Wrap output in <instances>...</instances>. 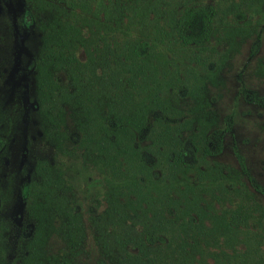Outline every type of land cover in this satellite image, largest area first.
I'll list each match as a JSON object with an SVG mask.
<instances>
[{"label":"rangeland","instance_id":"1","mask_svg":"<svg viewBox=\"0 0 264 264\" xmlns=\"http://www.w3.org/2000/svg\"><path fill=\"white\" fill-rule=\"evenodd\" d=\"M145 1L150 8L136 30L151 38L120 30L124 51L143 41L152 46L151 58L137 63L127 54L122 77L146 80V102L153 97V115L167 124L158 125L150 115V139L135 130L124 137V146L113 141L117 158L111 149L105 163L93 164L84 156L70 109L57 127L39 104L29 64L39 53L41 33L22 23L26 0H0V264H19L31 243L35 219L22 187L45 166L72 187L85 222L77 264H121L103 257L89 223L109 207L112 191L123 202L138 203L145 221L161 225L158 256L164 264H264V197L242 175L233 149L236 144L264 186V108L240 95L245 88L264 96V0ZM200 4L217 9L216 32L204 47H182L165 34L169 19ZM258 38L261 49L252 56ZM78 55L86 60L84 51ZM59 78L66 81L65 75ZM141 91L130 83L124 88L136 100ZM124 99L112 104L113 113ZM232 114L233 133L225 136L223 152L205 157V137L224 129ZM51 221L43 253L62 255L67 244L57 220Z\"/></svg>","mask_w":264,"mask_h":264},{"label":"trees","instance_id":"2","mask_svg":"<svg viewBox=\"0 0 264 264\" xmlns=\"http://www.w3.org/2000/svg\"><path fill=\"white\" fill-rule=\"evenodd\" d=\"M26 4L23 25L41 33L39 53L30 62L29 70L35 74L38 101L41 108L46 107L48 121L57 127L64 125L65 108H69L82 133L81 143L77 140L76 145L80 143L84 156L93 164L105 163L111 157V149L117 158L119 152L113 141L122 147L124 137H132L135 130L144 140L150 139L149 116L153 115L155 101L152 97L146 102L145 93L151 89L145 79L131 76L126 80L122 76L127 68V54L132 56V62L146 63L151 58L152 46L135 41L124 51L120 30L124 27L132 31L144 25L141 22L146 20L144 8H150L146 1L26 0ZM151 10L155 11L153 6ZM217 14L212 5L186 6L176 16L171 15L169 31L165 34L182 47H204L216 32ZM136 32L151 38L139 28ZM260 49L261 38H258L251 55L255 56ZM80 51H84L85 61L79 58ZM60 75H65V82L60 80ZM129 83L133 90H142L138 100L129 92L124 94ZM240 95L247 103L264 108V96L257 92L243 88ZM123 96L125 99L113 113L112 104ZM153 117L158 125L167 124V119ZM233 126L234 114L225 119L224 129L205 137L202 146L205 157L223 152L224 138L233 133ZM233 149L242 175L264 197V186L251 175L236 144ZM41 173L38 179L22 187V198L35 219V229L19 264H77L86 226L72 187L50 167H42ZM120 196L112 191L109 207L89 221L101 254L121 264H164L158 256L163 249L158 244L163 240L159 237L161 225L157 221H145L140 205L128 199L123 202ZM52 219L58 222L57 232L66 242L67 250L62 255L45 256L43 248L48 226L54 225Z\"/></svg>","mask_w":264,"mask_h":264}]
</instances>
